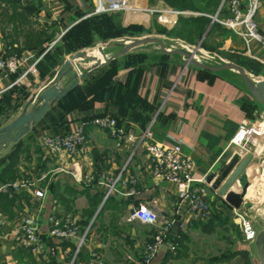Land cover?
<instances>
[{
  "label": "crops",
  "instance_id": "obj_1",
  "mask_svg": "<svg viewBox=\"0 0 264 264\" xmlns=\"http://www.w3.org/2000/svg\"><path fill=\"white\" fill-rule=\"evenodd\" d=\"M65 2L81 13L91 9L87 0ZM30 18L34 22L38 20L36 17ZM40 24L47 27V23ZM9 43L13 47L22 45V42L10 40L2 45L5 48V44ZM240 44V48L244 49L242 43ZM259 55L264 60V53L260 52ZM161 58L156 57L155 61L145 63L146 66L138 71V75L133 70L132 63H127V58L115 60L119 63L108 71L110 99L96 101L89 108L73 109L69 112H56L55 104L41 118V123L38 122V125L28 132L33 134L36 141L31 143L28 157L20 163L18 174L21 177L26 173L27 177L38 180L37 187L47 188V194L43 201H39L27 190L15 193L28 195L31 198L30 203L39 201V205H44L43 209L39 208L37 211L42 213L39 215L40 221L47 227L46 217L55 210L66 212L65 205L58 202L51 191V186L55 183L59 186V193L69 200L70 209L67 213L77 216L79 229L83 227L86 213L94 211L85 228L87 233L84 244L78 253L72 254L70 246L62 248L57 241L46 240L47 250L41 254L47 253L44 259L47 264H92L93 255H97L104 264H138L149 253L148 248L153 245L155 234H159L166 226L169 227L166 239L151 259V264H206L210 258L196 253L200 249L201 238L210 234L201 231L206 223H197L201 220L185 215V204L180 203L175 186L150 173L151 163L145 155L144 141H118L106 131L87 125L84 129L87 139L85 152L70 160L64 153H41L38 148L39 138L45 132L69 133L81 121L110 112L122 119L119 127L127 136L137 139L148 131L152 141L165 144L181 142L183 152L194 162L196 179L204 177L206 183L212 185L220 169L237 156V161L221 183H224L240 165L242 168L231 183L230 189L241 190L239 194H242L246 185L250 186L251 182L258 181L256 154L237 146V140L231 141L244 122H257L263 108L248 95L242 83L231 75H215L184 67L168 57L166 60ZM62 63V60L50 63L47 59L39 62L32 81L20 85L30 93V97L14 110L0 127L20 113L23 105L49 82ZM92 97L93 93L86 97L85 101H91ZM127 99L131 100L128 104L125 103ZM147 106L152 107V110L148 111ZM224 156H227V160L221 165ZM76 163L77 166H73ZM59 167L75 171L76 178L69 173L57 171ZM212 173H215V176L208 183L207 178ZM243 175L246 183L239 181ZM90 178L92 180H89ZM44 180H47V185L42 184ZM104 181H111L109 183H113L114 188L107 199H104ZM68 191H72L73 196L69 197ZM130 191L133 194L126 196ZM213 191L211 190L209 197L210 215L214 208L213 203L218 205L220 202ZM53 200L56 201V206H53ZM140 204H148L158 213L159 221L156 225H143L128 219L132 207ZM21 205L20 209L26 210L24 207H27V204L24 200ZM17 213L18 211L15 222L0 226V264H40L44 258L41 255L32 256L33 263H30V260L16 253L13 232L22 219ZM83 215L85 216L82 218ZM176 220L178 226L174 230ZM181 233L187 236V240L183 242L187 250L178 253L177 258H174L177 253L175 247L178 248L174 239L177 242ZM68 243L74 245L73 241ZM243 245H246L243 240H236L233 251L238 253L237 248ZM232 260H240L239 255ZM248 261L251 264L249 257Z\"/></svg>",
  "mask_w": 264,
  "mask_h": 264
},
{
  "label": "built area",
  "instance_id": "obj_2",
  "mask_svg": "<svg viewBox=\"0 0 264 264\" xmlns=\"http://www.w3.org/2000/svg\"><path fill=\"white\" fill-rule=\"evenodd\" d=\"M93 3L94 8L90 15L129 10L128 0H93ZM259 8V0H231L229 2L231 17L217 22L238 37L247 57L264 65V60L259 55L260 52L264 53V26L258 20ZM172 14L175 16L176 13ZM214 21L216 20L214 19ZM38 53L34 51L19 56L6 55L4 48L0 47V96L15 85H24L29 76L36 74V66L42 57ZM87 125L106 131L118 141H144L146 143L144 147L145 155L151 163L150 173L155 177H161L162 181L175 186L180 203L185 204V215L201 221L209 217L211 212L209 203L211 185L206 183L204 177L200 179L194 177V162L189 155L183 152L181 142L165 144L152 141L151 134L148 131L137 139L127 136L118 126L116 118L110 112L90 120L81 121L78 126L66 134L44 133L39 138V146L47 155L64 153L68 159L74 160L85 152L87 139L84 129ZM263 131L264 129H261V126L257 123L241 125L233 142L237 140V146L245 147L246 149L245 145L252 135H259ZM257 146L260 151L261 145L258 144ZM73 166H77V163ZM56 170L69 173L76 178L77 173L75 171H68L60 167ZM89 180H92V178ZM109 182L104 181L106 187L104 199H107L114 191L113 183ZM36 183H38V180L27 176L25 179L18 178L13 182H0V194L27 190L34 198H45L46 190L37 187ZM132 194L133 192L130 191L126 196ZM213 194L216 195V191H213ZM52 203L53 206H56L55 200ZM232 211L236 217L235 222L240 227L243 242L249 244L255 237L252 221L237 214L235 209ZM128 219L138 221L143 225H156L159 221V215L148 204H140L132 207ZM46 223H48V227L44 228L36 216L22 218L13 232V240L20 247L29 249L34 255H39L45 251L47 239L57 242L73 241L75 252H79L84 244L87 230L82 234L80 233L76 215L55 210L48 216ZM3 224L4 222L0 218V226ZM168 228L167 226L164 227L155 236L153 245L148 248L149 253L141 260L140 264H151V259L156 255L166 239ZM92 264H104V262L97 255H93Z\"/></svg>",
  "mask_w": 264,
  "mask_h": 264
},
{
  "label": "rangeland",
  "instance_id": "obj_3",
  "mask_svg": "<svg viewBox=\"0 0 264 264\" xmlns=\"http://www.w3.org/2000/svg\"><path fill=\"white\" fill-rule=\"evenodd\" d=\"M17 1H18L17 4L25 14L32 17H36V19L39 20V21L36 20V22L30 25V28H28L29 31H31L30 29H32L33 31H40L41 29H43L44 26H42L40 23L43 24L47 23V26L53 25L54 26L53 28L55 30V38L52 39L47 45H45L43 50L35 49L31 51H25L21 55L36 51L37 53L39 52L38 53L39 56L42 55L39 62L47 59L50 63H53L54 61L55 62L61 60L64 61L74 52L84 48L95 46L96 44H98L99 41H106L107 53H113L117 50L116 41H110V40L120 37H115V38L112 37V38L104 39V38H97L95 36H90V37L84 36L85 33L84 29H86L85 26L90 21V17L93 16L90 15V12L94 8L93 0H87L88 6L91 9L89 8L90 10L85 13H81L79 11L73 10L71 8V5L65 2V0H61V1L60 0H17ZM128 1H129L128 3L129 10L113 13V14L115 13L117 14V19L115 21L116 22L118 21L122 29H129L132 28V26L139 27L144 31L135 35L146 33L149 35L162 36L168 40H170L171 38L176 39L191 46L200 45L205 50L211 53H215L218 56L225 58L231 62L233 61L227 58L226 55L249 58L246 56L245 50L240 48L241 42L238 39V37L235 34H233L231 31L224 28L220 23H218L224 19L231 17L229 11V2L231 0H219L217 8L215 10H211V12H206V13H198V12L194 13L192 11H177L171 8L169 5H167L163 0H128ZM259 1H260V8L258 12L259 13L258 20L259 23L262 26H264V3L261 0ZM1 6L2 5H0V9ZM222 7L225 8V12L220 13ZM8 9L9 10H7L8 11L7 13L13 11L12 7ZM226 9L228 11V16L225 15ZM46 11H47V15H45ZM170 12L172 13L175 12L176 13L175 16L172 17L174 14L172 13L170 14ZM179 15H194V16L204 15L212 18V20L211 23L205 27L202 36L199 38L196 37L194 39L192 38V42L190 41L189 43L188 41L183 39L185 38L184 36L180 38L175 36V34L171 32L174 28L179 27V23H178ZM214 19L216 21H214ZM8 21H9L8 19L0 18V47L2 48H4L2 44L7 43V41L9 40L18 43L22 42L23 40L21 35L22 30L24 31L27 30L28 24H26L25 21L23 23H20V18H16L14 23ZM213 22L217 23L220 27L219 29H215L212 35L207 37V34L209 33V30L211 29ZM193 25L194 24L192 23L188 24L189 30H191L194 27ZM123 36H133V35H123ZM81 42H86L87 46L81 47L79 49L78 48L75 49L76 45L80 44ZM166 43L169 45L172 44L171 42H167V41ZM205 45L208 49L204 47ZM147 56H148L147 61L149 62L155 61L157 57L155 55H147ZM118 63L119 61L113 62L109 66V69L116 67ZM36 71H37V66H36ZM31 77L32 76L28 77L27 83L32 81L33 77L32 78ZM92 88L93 87L91 85H81L72 95H70L65 101L62 102L61 106L56 109V112H60L65 109L67 111L68 110L71 111L72 110L71 107H74L77 101H80L84 97H88L91 93H93ZM255 123L261 126V129H264V123L260 122L259 120L257 122H254L253 124ZM231 142H233V140ZM258 144L261 145L260 151H258L259 149L257 146ZM245 146L246 149L249 151V153L256 154L257 156V161H258L257 169L259 170L258 176L260 179L262 172H264V162L261 161V156L264 155V131L259 135L257 134L252 135V137L249 139V141ZM26 176H27L26 173H24L20 178L25 179ZM44 199L45 198L38 200L43 201ZM39 201L38 202L32 201L30 205L24 207L26 210L18 209L17 214L21 215V218L27 216H36L38 217L39 222L43 226L44 224L40 221L39 218V215H41L42 213L38 212L37 210L39 208L40 210L43 209L44 205L43 204L39 205ZM232 210L233 209L230 210L231 211L230 217L226 219L229 222L226 223L223 228H216L210 235L201 238L200 240L201 246L200 249L197 250L196 255H203L209 258H213L216 261H219L217 263L212 262L214 264H244L242 263L241 260H227L228 258L226 256V253L230 251V249L233 250L231 244L233 243V241H235L236 234L238 236L237 239L239 238L243 240L240 232V227L235 222L236 217L234 216ZM0 218L3 220L4 224H11V222L16 219V217L14 218L9 217L7 214L0 215ZM223 220L224 218L221 217V221ZM46 222H47V217H46ZM44 228H46V226H44ZM157 235L158 232L155 234V236ZM15 245L17 247H20L17 242H15ZM45 250H47V248ZM39 255H41L42 258L44 257L43 261H41L40 264H47L46 262L47 260L44 261L47 253L43 255L42 254ZM140 262H138V264H140Z\"/></svg>",
  "mask_w": 264,
  "mask_h": 264
},
{
  "label": "water",
  "instance_id": "obj_4",
  "mask_svg": "<svg viewBox=\"0 0 264 264\" xmlns=\"http://www.w3.org/2000/svg\"><path fill=\"white\" fill-rule=\"evenodd\" d=\"M110 41L117 43V50L113 53H107L106 41H99L95 46L71 54L63 61L49 82L23 105L20 113L0 127V158L28 134L46 112L78 87L93 71L131 54L168 57L184 67H192L215 75L228 74L235 77L242 83L248 95L263 108L258 120L264 123V75L262 73L253 74L243 66L211 53L200 45L191 46L172 38L168 40L162 36L142 33ZM166 41L172 44L169 45ZM95 50L98 51L97 57L88 55ZM245 124L248 123L244 122L242 125ZM237 159L238 157L235 156L228 165L220 169L211 188L216 191V197L221 199L227 208L235 209L237 214L252 221L255 237L249 244L238 247L237 251L247 253L251 264H264V172L250 191L249 186L246 185L244 193L237 195L231 191L230 185L237 177L242 165L224 183H221ZM226 160L227 156L222 157L221 165ZM261 161L264 162V155L261 156ZM214 176L215 173H212L207 178V182L209 183ZM239 181L246 183L245 176H241ZM177 226L178 220L174 222L173 229L175 230Z\"/></svg>",
  "mask_w": 264,
  "mask_h": 264
},
{
  "label": "trees",
  "instance_id": "obj_5",
  "mask_svg": "<svg viewBox=\"0 0 264 264\" xmlns=\"http://www.w3.org/2000/svg\"><path fill=\"white\" fill-rule=\"evenodd\" d=\"M167 5H169L171 8L177 11H192L194 13H206L211 12V10H215L217 8L219 0H163ZM264 3V0H261ZM17 0H0V18L8 19L11 23H14L16 18H20V23L26 22L27 30H22V45L13 47L12 44H5L4 51L6 55H21L25 51H31L35 49H41L43 50L44 46L47 45L52 39L55 38V30L53 25H48L47 27H44L40 31H29L28 28H30V25L34 23V21L31 20L30 16L25 14L19 5L17 4ZM12 7L11 12L7 13L9 10L8 8ZM225 12V8L222 7L220 13ZM226 16H228V11L226 9ZM173 17V16H172ZM171 17V18H172ZM117 14H109V13H103L99 15H93L90 17V21L85 26L86 29H84V36H95L97 38H115V37H121L123 35H135L143 32L139 27H133L129 29H122L121 25L116 22ZM179 27L174 28L171 32L175 34V36L182 38L184 36L186 41L190 43L192 42V38L194 39L199 38L202 36L205 27L208 26L211 23L212 18L207 16H194V15H179L178 18ZM87 20V19H84ZM82 21V20H81ZM192 23L194 24L193 28L189 30L188 24ZM219 25L215 22L212 23L211 29L209 30V33L207 34V37L212 35L213 31L215 29H219ZM194 33V34H193ZM229 33V32H228ZM194 35V36H193ZM87 46L86 42H81L80 44L76 45L75 49H79L81 47ZM205 48L206 45L204 46ZM208 49V48H207ZM227 58L232 60L233 62L243 66L248 71H250L253 74H260L262 73L264 75V65L259 63L258 61L252 60L250 58L246 57H234L230 55H226ZM127 58V63H132V66H134L135 72L138 75V71L141 68H144L147 64L150 63L148 60V56L146 54H131L123 56ZM122 57V58H123ZM130 59V60H129ZM161 59L166 60L167 57H162ZM115 62V61H113ZM112 62V63H113ZM111 63V64H112ZM110 64V65H111ZM101 67L95 71H93L82 83V85H91L93 97L91 101L86 102L84 97L80 101L76 102V105L74 107H71L73 109H79L82 110L84 108H89L92 106L93 102L96 101H103L110 99L109 94V66ZM135 73V74H136ZM80 86L76 87L74 90H72L70 93H68L64 98H62L60 101H58L55 105L56 108L60 107L62 102L65 101L70 95H72ZM92 94V93H91ZM85 96V95H84ZM30 97V93L25 90V88L21 87L20 85H15L11 89L7 90L0 96V125L9 118V116L12 114L14 110H16L25 100H27ZM130 97V96H128ZM130 99H127L126 104L130 103ZM125 104V105H126ZM54 107V108H55ZM148 111L152 110V107L147 106ZM63 112H69L62 110ZM114 117L117 120L118 126H121L122 119H120L119 116L116 114H113ZM40 124V122L38 123ZM37 124V125H38ZM56 134L54 131L50 132ZM66 134V133H63ZM36 139H34L33 134H28L26 137H24L20 142H18L7 154L2 156L0 158V182H13L19 177V166L22 160L26 159L29 155V150L31 143H35ZM37 144V142H36ZM39 150L42 153V149L40 146L38 147ZM42 164V162H40ZM40 164V166H41ZM43 185H47V180H44L42 182ZM54 184V183H53ZM51 191L53 192L54 196L57 198L58 202H61L66 207L67 213L70 209L69 200L66 199L61 193H59V186L58 184H54L51 186ZM72 191H68V196H73ZM30 197L24 193H11V194H0V211L1 214H7L9 217H15L16 216V210L21 208V202L24 200V202L27 205H30ZM217 205L216 202L213 203V210L211 215L208 217L209 219L207 221H197V223L201 224H207L206 226H203L201 228V231L205 234H211L213 230L216 228H223L226 223L229 221L226 220L231 215V211L229 208L223 204L222 200ZM16 208V209H15ZM93 208V207H92ZM94 211L91 210L86 213V216L83 215L82 218L85 216V220L82 222L83 227L80 228V233H84L85 228L90 220V218L93 216ZM221 217L224 218L223 221H221ZM173 238H175V234L173 233ZM236 234V240L237 239ZM86 238V237H85ZM184 240H187V236L185 234L180 235V239L176 240L174 239V243L178 248L175 247V251L177 252L176 255H174V258H177L178 253L185 252L187 249L184 248L183 242ZM240 240V239H239ZM54 241V240H53ZM231 244L233 247V244ZM58 245H61L62 248H67L70 246L72 254L75 251V246L71 243H68V241H62L58 242ZM52 247V246H51ZM16 253L20 255L21 257H25L26 259L30 260V263H33L34 254L31 253L29 249L23 248V247H17ZM240 257V260L244 264H249L247 253L245 252H234L232 249L226 253L227 260H232L234 257L238 256ZM219 260V259H218ZM219 261H216L213 258H210L206 261V264H214Z\"/></svg>",
  "mask_w": 264,
  "mask_h": 264
},
{
  "label": "bare ground",
  "instance_id": "obj_6",
  "mask_svg": "<svg viewBox=\"0 0 264 264\" xmlns=\"http://www.w3.org/2000/svg\"><path fill=\"white\" fill-rule=\"evenodd\" d=\"M174 17V16H173ZM170 20V19H169ZM168 20V21H169ZM88 55L89 56H91V57H97L98 56V51L97 50H95V51H93V52H90V53H88ZM260 166V165H259ZM255 183H257V181H255L254 183L253 182H251L249 185V191H250V189L255 185ZM248 187V186H247ZM231 191L233 192V193H235V194H237V195H240L239 193H241V190L240 191H236V190H234V189H231ZM243 191H245V188L243 189ZM248 191V192H249Z\"/></svg>",
  "mask_w": 264,
  "mask_h": 264
}]
</instances>
